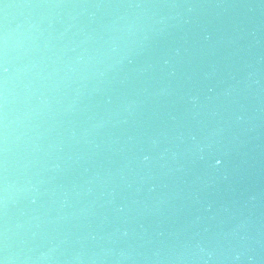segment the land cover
<instances>
[{"label":"water","instance_id":"1","mask_svg":"<svg viewBox=\"0 0 264 264\" xmlns=\"http://www.w3.org/2000/svg\"><path fill=\"white\" fill-rule=\"evenodd\" d=\"M0 260L264 264V0H0Z\"/></svg>","mask_w":264,"mask_h":264},{"label":"clouds","instance_id":"2","mask_svg":"<svg viewBox=\"0 0 264 264\" xmlns=\"http://www.w3.org/2000/svg\"><path fill=\"white\" fill-rule=\"evenodd\" d=\"M221 163V161L218 159V160H216V164L217 165H219ZM235 259L236 260H239L240 259V257H239V255H237L236 257H235Z\"/></svg>","mask_w":264,"mask_h":264},{"label":"snow or ice","instance_id":"3","mask_svg":"<svg viewBox=\"0 0 264 264\" xmlns=\"http://www.w3.org/2000/svg\"><path fill=\"white\" fill-rule=\"evenodd\" d=\"M4 71H7V69H4ZM0 264H4V261L0 260Z\"/></svg>","mask_w":264,"mask_h":264}]
</instances>
